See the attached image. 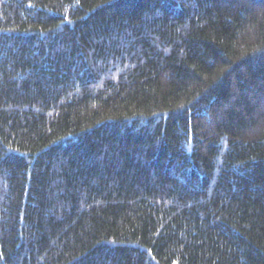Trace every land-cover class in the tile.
<instances>
[{
  "label": "trees",
  "instance_id": "trees-1",
  "mask_svg": "<svg viewBox=\"0 0 264 264\" xmlns=\"http://www.w3.org/2000/svg\"><path fill=\"white\" fill-rule=\"evenodd\" d=\"M0 264H264V0H0Z\"/></svg>",
  "mask_w": 264,
  "mask_h": 264
}]
</instances>
